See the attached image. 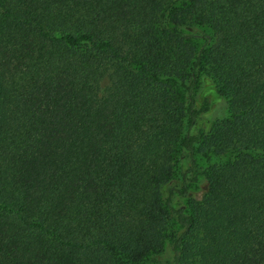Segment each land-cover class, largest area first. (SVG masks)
I'll list each match as a JSON object with an SVG mask.
<instances>
[{
    "label": "trees",
    "instance_id": "16d2710c",
    "mask_svg": "<svg viewBox=\"0 0 264 264\" xmlns=\"http://www.w3.org/2000/svg\"><path fill=\"white\" fill-rule=\"evenodd\" d=\"M175 1L0 0V264H140L166 238L174 264H264V0ZM196 152L220 161L174 207Z\"/></svg>",
    "mask_w": 264,
    "mask_h": 264
},
{
    "label": "rangeland",
    "instance_id": "374dc122",
    "mask_svg": "<svg viewBox=\"0 0 264 264\" xmlns=\"http://www.w3.org/2000/svg\"><path fill=\"white\" fill-rule=\"evenodd\" d=\"M185 3V0H176L174 2L175 8H181ZM173 26V24H170ZM184 34H208L212 36V32L206 25L191 23L177 27ZM205 38L198 37L193 39V46L197 53L204 45ZM107 80L103 81L101 87L103 88L107 84ZM197 106L200 108V115L198 118V129L201 131H207L213 124L216 116L221 115L225 111V105L215 101V89L212 82L200 75L196 88L194 90ZM221 112V113H218ZM225 115V114H224ZM226 157H223V159ZM220 161L219 158L213 156H206L201 153H195L194 165L191 166L189 158L185 154H179L175 159V168L171 181L168 186L163 190V196H166L171 189L178 188L182 184V173L187 171V183L190 189L189 196H182L175 191L170 193V202L174 207H184L188 209L192 200H199L207 191L206 172L209 167L217 164ZM172 216V227L170 232L172 234L178 232L179 226L174 222ZM140 264H174L173 250L171 247L170 238H166L162 249L155 254L148 256Z\"/></svg>",
    "mask_w": 264,
    "mask_h": 264
}]
</instances>
